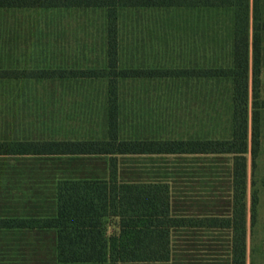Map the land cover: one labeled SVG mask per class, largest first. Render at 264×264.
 <instances>
[{"label":"rangeland","instance_id":"1","mask_svg":"<svg viewBox=\"0 0 264 264\" xmlns=\"http://www.w3.org/2000/svg\"><path fill=\"white\" fill-rule=\"evenodd\" d=\"M31 1L0 0V70L48 74L0 80V146L30 149L0 156V222H26L22 230L6 231L20 239L0 242V264H35L36 256L51 260L58 187L107 181L114 160L119 183L170 191L171 215L179 224L165 264H229L230 233L208 223L232 217L234 156L169 155L157 149L162 143L203 142L202 148L230 139V81L120 79L114 140L102 79L108 71L105 10L39 9L30 7ZM231 17L223 10L121 9L118 70L228 71ZM71 71H83L86 78L52 77ZM262 84L264 97V73ZM261 140L256 160L246 155V264L254 255L256 264H264V121ZM131 142L145 148L129 151ZM255 191L259 206L253 222ZM103 224L107 235L117 231L116 219Z\"/></svg>","mask_w":264,"mask_h":264},{"label":"trees","instance_id":"2","mask_svg":"<svg viewBox=\"0 0 264 264\" xmlns=\"http://www.w3.org/2000/svg\"><path fill=\"white\" fill-rule=\"evenodd\" d=\"M32 8L57 10H105V45L107 73L106 122L117 138L118 85L120 79H191L210 76L223 78L231 83V138L185 145L162 143L158 154L186 155L210 154L233 155L232 217L210 221L208 227L227 231L229 237V264H246V203L247 178L246 155L253 161L261 147L262 122L264 121V97L262 75L264 73V0H32ZM121 9L162 10H223L232 15L231 69L206 72L151 71L121 73L119 60V23ZM48 74L42 71L0 70V80H37ZM58 79L86 78L83 71L61 72ZM144 77V78H145ZM100 79V78H99ZM115 146V145H113ZM124 147V151L127 147ZM128 150L144 149L138 142L128 144ZM147 147V146H146ZM30 149L25 145L0 146V156L25 155ZM35 152H38L36 149ZM39 154V153H38ZM119 165L114 160L109 177L104 182L83 184L65 183L58 187L57 204L54 210V253L51 260L35 257V264H165L171 258L170 241L173 229L179 224L171 215L170 191L156 186L144 191L118 181ZM251 217L254 222L258 213L259 198L255 191L251 200ZM117 220V231L107 235L103 221ZM23 220L0 222V242H17L19 234L6 231L22 230ZM252 263L256 264L255 255Z\"/></svg>","mask_w":264,"mask_h":264}]
</instances>
